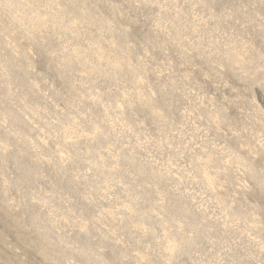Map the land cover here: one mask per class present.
Wrapping results in <instances>:
<instances>
[{
    "label": "rangeland",
    "instance_id": "rangeland-1",
    "mask_svg": "<svg viewBox=\"0 0 264 264\" xmlns=\"http://www.w3.org/2000/svg\"><path fill=\"white\" fill-rule=\"evenodd\" d=\"M0 264H264V0H0Z\"/></svg>",
    "mask_w": 264,
    "mask_h": 264
}]
</instances>
